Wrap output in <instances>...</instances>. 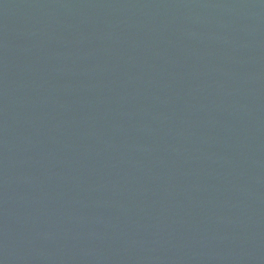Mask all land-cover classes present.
<instances>
[{
  "label": "water",
  "instance_id": "1",
  "mask_svg": "<svg viewBox=\"0 0 264 264\" xmlns=\"http://www.w3.org/2000/svg\"><path fill=\"white\" fill-rule=\"evenodd\" d=\"M0 264H264V0H0Z\"/></svg>",
  "mask_w": 264,
  "mask_h": 264
}]
</instances>
